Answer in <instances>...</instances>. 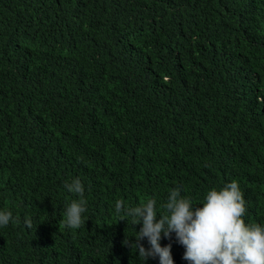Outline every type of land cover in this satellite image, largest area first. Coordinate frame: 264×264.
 Listing matches in <instances>:
<instances>
[{
	"label": "trees",
	"instance_id": "16d2710c",
	"mask_svg": "<svg viewBox=\"0 0 264 264\" xmlns=\"http://www.w3.org/2000/svg\"><path fill=\"white\" fill-rule=\"evenodd\" d=\"M233 180L264 224V0H0V264H142L117 200Z\"/></svg>",
	"mask_w": 264,
	"mask_h": 264
},
{
	"label": "clouds",
	"instance_id": "9594fccd",
	"mask_svg": "<svg viewBox=\"0 0 264 264\" xmlns=\"http://www.w3.org/2000/svg\"><path fill=\"white\" fill-rule=\"evenodd\" d=\"M64 187L78 197L65 207L64 224L78 229L85 223L87 209L84 185L77 177ZM181 193V188H173L160 206L163 211L155 199L137 206L115 202L120 220L127 218L133 228L140 225L131 246L135 245L142 264L149 258L158 259V264H174L172 244L161 246L162 237H174L183 246L182 259L187 264H264V224L245 222L246 201L237 181L207 190L200 204ZM12 219L11 211L0 210V228L8 226ZM24 223L32 226L30 218L26 217ZM141 241H146L147 247Z\"/></svg>",
	"mask_w": 264,
	"mask_h": 264
}]
</instances>
